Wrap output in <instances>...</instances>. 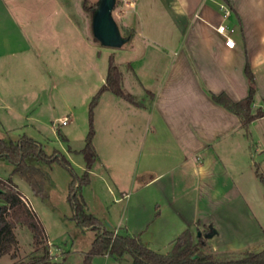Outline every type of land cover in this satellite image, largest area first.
I'll return each instance as SVG.
<instances>
[{"label":"crops","instance_id":"0c3cea01","mask_svg":"<svg viewBox=\"0 0 264 264\" xmlns=\"http://www.w3.org/2000/svg\"><path fill=\"white\" fill-rule=\"evenodd\" d=\"M3 3L0 0V6ZM221 6L229 11L228 16ZM120 12L117 27L122 35L127 34L120 47L125 52L123 71L118 62L114 64L122 76V90L138 106L110 92L100 95L93 112L92 143L97 158L89 170L90 181L81 191L85 211L106 230L135 237L162 255L170 252L173 241L186 230L195 238L196 234L205 236L216 257H232V253L263 245L264 184L257 173L264 177V115L245 129L236 115L210 96L223 93L233 102L244 99L249 91L247 64L254 81L251 111L264 113V0H133L132 9ZM60 15L64 30H73L64 8ZM220 25L232 30L233 48L224 45L216 30ZM13 32L19 34L16 28L10 29L11 36ZM16 38L23 40L19 35ZM14 46L18 45H9L6 35L0 34V67L5 66L2 56ZM3 92L0 85V139L15 141L26 136L47 155L59 152L72 168L76 162L73 171L81 176L85 162L78 152L84 146L87 115L78 147L71 146L69 130L58 135L57 148L46 152L48 139L40 131L41 120L36 112L29 114L35 110L36 98L41 99V91H34L35 102L24 103L26 108ZM124 114L129 116L125 130ZM63 118L68 122L61 126L74 121L71 113L57 121ZM3 165L6 178L12 168ZM41 166L49 176L47 197H34L28 186L25 192L19 188L20 192L38 215V207L53 210L49 212L53 220L72 226L75 222L66 201L70 176H62L59 185L53 175L58 165ZM56 196L69 212L55 214ZM81 230L94 235L85 250L75 251L79 264L96 236L91 228ZM47 239L55 251L51 252L54 261L67 264L73 251L64 252ZM122 262L132 264L128 255L93 259V264Z\"/></svg>","mask_w":264,"mask_h":264},{"label":"rangeland","instance_id":"374dc122","mask_svg":"<svg viewBox=\"0 0 264 264\" xmlns=\"http://www.w3.org/2000/svg\"><path fill=\"white\" fill-rule=\"evenodd\" d=\"M100 1L5 0V3L0 6V34L6 35L9 45L19 46H14L12 50H8L9 52L4 54L5 56H2L5 66L4 68L0 67L2 68L0 85L4 88L3 93L14 96V99L19 102L15 101V103L21 105L22 108H26L25 104L30 101L35 102L34 91L36 89L41 91L42 95L39 96L41 99L36 98L35 110L34 112L29 110V114L34 115L36 112L37 117L41 120L40 131L48 139L46 152H50L53 147L57 148L58 135L61 136L69 130L72 131L71 146L78 147L80 145V131L82 133V126L86 124L88 104L97 91L98 82L105 76L109 57H113L116 65L118 62L122 71L124 69L121 59L125 58V55L122 57L125 52L121 51V46H104L92 35V18ZM83 4L87 10L83 8ZM62 8L68 12L70 20L74 23L73 30L70 28L68 31L64 30L60 22ZM121 10H123L122 0H115L112 18L118 27L121 21L119 16ZM12 28H16L19 33L16 35L13 32L15 37L11 36L10 29ZM18 35L23 40L16 38ZM121 36L122 38L127 37V34H121ZM55 47H57V51H54ZM135 99L139 100L140 98L136 97ZM144 99L147 101L148 96L144 95ZM14 112L16 111L14 110ZM70 113L73 115L74 121L67 126H61L57 119L63 116L68 117ZM13 114L14 117H19L17 114ZM123 117L125 118L123 130H125L124 127L127 126L129 116L126 117L124 114ZM80 158V156L75 157V160ZM74 163L73 169L76 170L77 164ZM3 164L0 161L1 178L5 177L2 172ZM56 170H58V174H56ZM53 175L59 185L63 181L62 176L66 179L69 177L67 171L58 166L55 167ZM13 181L19 186L18 188L25 192L27 185L23 181L18 178H13ZM59 200V197L56 196L54 212L55 214L58 212L66 214L63 211L69 212V208ZM37 209L39 215L36 214L44 225L46 235L53 246L64 252L73 251L67 264H79V255L75 251L85 250L93 238L94 232H83L73 223L69 227L66 222L58 224V221L53 220L49 214L53 210L48 212V210L41 211L39 207ZM0 217L7 220L4 213H0ZM13 234L16 244L12 253L15 258L12 259L10 255H5L0 258V264L26 262L37 254L34 252L30 233L25 227L16 224ZM263 245L256 244L249 247L248 251H260L263 249ZM48 247L50 254L55 252L49 244ZM203 252L209 253L208 250ZM241 253L243 252L230 253L233 255L232 257L219 256L217 258L220 260L230 259ZM122 264L126 263L122 262Z\"/></svg>","mask_w":264,"mask_h":264},{"label":"trees","instance_id":"16d2710c","mask_svg":"<svg viewBox=\"0 0 264 264\" xmlns=\"http://www.w3.org/2000/svg\"><path fill=\"white\" fill-rule=\"evenodd\" d=\"M83 8L87 10L85 4ZM249 83L248 95L238 101H231L225 94L211 95L216 104L222 106L236 115L245 129L247 126L264 115L261 111L252 113L251 105L254 96V81L248 65L244 68ZM122 76L112 56L108 59L104 84L101 85L92 96L87 108V133L83 148L78 152L85 162V172L78 176L73 171L69 161L57 151L47 155L41 145L36 141L21 136L19 139H0V161L9 165L12 169L6 178L0 177V213H4L7 220L0 217V258L10 255L14 259L12 250L16 244L13 228L16 224L25 227L31 236L34 247V256L26 262H14L13 264H63L55 262L48 247V239L44 225L40 218L30 207L22 201L23 195L13 178L23 181L30 189L32 195L40 200L47 197L46 182L48 172L41 166H50L56 163L65 169L70 176L66 201L71 210V220L80 229H92L96 236L90 249L83 254L81 264H93L94 258L110 256L121 258L128 255L132 264H264V248L257 252H243L237 257L220 260L208 247L202 234L194 237L188 230L180 234L172 243L170 252L166 255L156 253L145 247L137 238L114 234L106 230L101 222L85 211V202L82 197V188L89 179V170L97 158L92 140L94 137L93 112L100 95L110 92L124 101L138 106L132 95L121 88ZM258 178L264 184V177L257 173ZM208 250L209 253H204Z\"/></svg>","mask_w":264,"mask_h":264},{"label":"water","instance_id":"95a60500","mask_svg":"<svg viewBox=\"0 0 264 264\" xmlns=\"http://www.w3.org/2000/svg\"><path fill=\"white\" fill-rule=\"evenodd\" d=\"M114 2L101 0L92 18L93 37L107 47H120L125 42L112 18Z\"/></svg>","mask_w":264,"mask_h":264},{"label":"built area","instance_id":"2783aa9c","mask_svg":"<svg viewBox=\"0 0 264 264\" xmlns=\"http://www.w3.org/2000/svg\"><path fill=\"white\" fill-rule=\"evenodd\" d=\"M122 3H123V10L122 11H129L130 9L133 8V0H122ZM221 9H223V15L224 16H228L229 15V11L224 8L223 6H221ZM217 32L222 36V38L224 39V45L227 47V48H233L234 46V42L233 40L231 39V35H232V30L229 29L228 27L224 26V25H220L216 28ZM68 122V119L67 118H63L62 120H60V124L61 125H65L66 123ZM22 201L24 202V204L27 206V207H30V204L29 202L27 201L26 198H22Z\"/></svg>","mask_w":264,"mask_h":264}]
</instances>
